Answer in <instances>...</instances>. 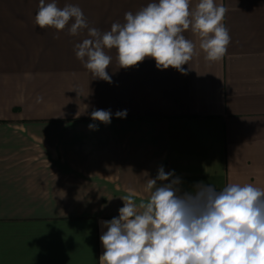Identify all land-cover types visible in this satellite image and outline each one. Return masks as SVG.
Returning a JSON list of instances; mask_svg holds the SVG:
<instances>
[{"label":"crops","instance_id":"obj_1","mask_svg":"<svg viewBox=\"0 0 264 264\" xmlns=\"http://www.w3.org/2000/svg\"><path fill=\"white\" fill-rule=\"evenodd\" d=\"M56 2L105 32L158 0ZM214 2L228 9L222 60H207L190 28L183 73L151 57L120 67L113 48L108 82L75 56L86 29H41L39 0H0V264H99L101 221L119 216L129 189L146 202L161 167L181 195L200 183L264 190V0ZM100 109L111 123L92 119Z\"/></svg>","mask_w":264,"mask_h":264},{"label":"clouds","instance_id":"obj_2","mask_svg":"<svg viewBox=\"0 0 264 264\" xmlns=\"http://www.w3.org/2000/svg\"><path fill=\"white\" fill-rule=\"evenodd\" d=\"M189 5L190 0H158L135 15L126 12L123 24L113 23L110 31L101 32L89 26L78 5L59 7L56 0H39L35 23L59 31L72 21V36L86 29L87 38L74 46L75 56L95 77L111 82L106 72L111 57L105 49L117 50L123 68L151 57L157 68L183 73L196 48L183 35L190 28L205 58L222 60L231 42L223 23L228 9L214 0H199L194 10ZM42 100L37 97L38 103ZM115 115L124 118L127 110ZM91 117L108 124L112 112L95 110ZM179 183L161 167L147 181L146 202L137 205L132 189L120 197L124 206L119 216L101 221L107 231L100 236L104 252L99 264H264V190L237 183L217 190L200 183L194 193L181 195Z\"/></svg>","mask_w":264,"mask_h":264}]
</instances>
